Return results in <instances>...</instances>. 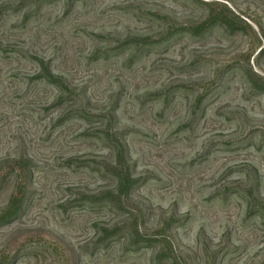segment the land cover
I'll return each mask as SVG.
<instances>
[{"label":"rangeland","instance_id":"1","mask_svg":"<svg viewBox=\"0 0 264 264\" xmlns=\"http://www.w3.org/2000/svg\"><path fill=\"white\" fill-rule=\"evenodd\" d=\"M208 6L245 32L169 34ZM12 198L0 264H264V0H0Z\"/></svg>","mask_w":264,"mask_h":264},{"label":"trees","instance_id":"2","mask_svg":"<svg viewBox=\"0 0 264 264\" xmlns=\"http://www.w3.org/2000/svg\"><path fill=\"white\" fill-rule=\"evenodd\" d=\"M208 7L209 8H208L207 16L203 20L189 26L177 27L174 31L170 32L169 34H174L175 32H186L193 36H201L208 29L214 26L221 27L230 33L245 32L244 29L239 25L240 23L237 22L238 18L234 14L230 12L225 13L224 11H217L211 6ZM133 40L139 42H149V40L146 38H133ZM118 165L120 168L115 173V176L118 181L117 190L120 195L122 194L125 195L128 192L131 185L133 184L134 180L131 179V177L125 173L126 164L124 163L123 159L121 160L119 158V156H118ZM104 200L112 203L116 202L114 195L111 193L105 196ZM18 210H19V204L18 202H16L15 198H12V200L10 201V203L4 209L2 215L0 216V221H8L17 214ZM114 232H116L115 229L110 231L111 234H114ZM157 234L158 237L157 239H155V243L161 244L162 246L158 254V259L170 260L171 264H184L183 262L177 260L175 252L172 249L171 243L165 240L163 237H160L162 236L161 233H157ZM136 238L138 242H143L147 240L138 232V230H136Z\"/></svg>","mask_w":264,"mask_h":264}]
</instances>
